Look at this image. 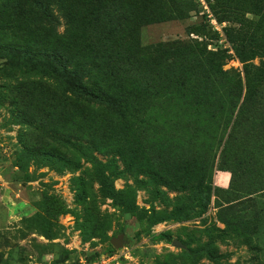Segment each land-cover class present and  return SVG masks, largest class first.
<instances>
[{
	"label": "rangeland",
	"instance_id": "374dc122",
	"mask_svg": "<svg viewBox=\"0 0 264 264\" xmlns=\"http://www.w3.org/2000/svg\"><path fill=\"white\" fill-rule=\"evenodd\" d=\"M60 1L93 30L100 10L116 3L124 29L107 34L123 39L137 58L157 61L147 55L157 45H170V57L187 54L205 63L208 52L226 53L222 70L241 91L239 103L264 84V0ZM26 5L45 4L0 0V264H264V190L252 189L254 179L244 180L242 172L235 192L227 191L229 182H216L221 149L213 154V170L202 166L209 190L192 193L178 188L183 181L169 189L148 175L131 176L119 159L91 146L48 137L56 130L49 121V86L79 105L114 114L122 105L94 85V68L76 70L60 55H38L12 34L11 26L27 21ZM50 11L61 32L58 11ZM31 84L45 86L41 108L33 100L23 107V89ZM41 114L49 121L46 134ZM119 236L121 246L113 247L110 241ZM174 240L186 249L173 247Z\"/></svg>",
	"mask_w": 264,
	"mask_h": 264
},
{
	"label": "trees",
	"instance_id": "16d2710c",
	"mask_svg": "<svg viewBox=\"0 0 264 264\" xmlns=\"http://www.w3.org/2000/svg\"><path fill=\"white\" fill-rule=\"evenodd\" d=\"M41 1L45 5L24 7L27 21L11 26L12 34L32 45L38 55H60L76 70L94 68V85L109 101L122 105L118 114L79 105L49 86L53 97L49 121L52 117L56 130L50 132L49 121L41 114L43 133L50 132L48 137L54 141L65 139L116 157L133 177L145 174L169 189L175 188L173 181H183L186 185L178 188L192 193L209 190L202 166L207 163L213 170V154L221 149L215 168L230 174L227 191L239 189V172L246 181L247 176L254 179L252 189L264 190L258 187L264 184L259 181L264 173V84L254 86L239 103L241 91L230 72L222 70L229 58L226 53L208 52L205 63L187 54L170 57V45H157L147 52L157 61L137 58L123 39L113 41L107 34L119 35L124 29V11L116 3L100 10L93 30L77 22L60 0ZM53 8L61 17V32L59 19L50 11ZM232 50L238 53L234 45ZM248 50L260 51L258 47ZM45 94L44 84L26 86L23 107L33 100L41 108ZM209 124L213 125L211 135ZM167 174L180 176L171 179Z\"/></svg>",
	"mask_w": 264,
	"mask_h": 264
},
{
	"label": "water",
	"instance_id": "95a60500",
	"mask_svg": "<svg viewBox=\"0 0 264 264\" xmlns=\"http://www.w3.org/2000/svg\"><path fill=\"white\" fill-rule=\"evenodd\" d=\"M110 244L113 246V247H118V246H121L122 244V237L119 236L117 238H113L111 241H110ZM172 246L177 248V249H181V250H185L186 247L185 245H183L182 243H180L179 241L177 240H174L172 242Z\"/></svg>",
	"mask_w": 264,
	"mask_h": 264
},
{
	"label": "crops",
	"instance_id": "0c3cea01",
	"mask_svg": "<svg viewBox=\"0 0 264 264\" xmlns=\"http://www.w3.org/2000/svg\"><path fill=\"white\" fill-rule=\"evenodd\" d=\"M229 173L227 172H217L215 175V181L219 182L220 184H222L223 186H226L229 182Z\"/></svg>",
	"mask_w": 264,
	"mask_h": 264
},
{
	"label": "built area",
	"instance_id": "2783aa9c",
	"mask_svg": "<svg viewBox=\"0 0 264 264\" xmlns=\"http://www.w3.org/2000/svg\"><path fill=\"white\" fill-rule=\"evenodd\" d=\"M80 264H86V263H80ZM93 264H108V263H106V262H104V261H101V262H97V263H93Z\"/></svg>",
	"mask_w": 264,
	"mask_h": 264
}]
</instances>
